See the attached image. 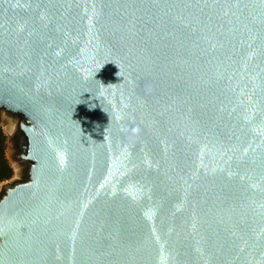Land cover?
I'll use <instances>...</instances> for the list:
<instances>
[{
	"label": "water",
	"instance_id": "obj_1",
	"mask_svg": "<svg viewBox=\"0 0 264 264\" xmlns=\"http://www.w3.org/2000/svg\"><path fill=\"white\" fill-rule=\"evenodd\" d=\"M2 108L0 264H264V0H0Z\"/></svg>",
	"mask_w": 264,
	"mask_h": 264
},
{
	"label": "rangeland",
	"instance_id": "obj_2",
	"mask_svg": "<svg viewBox=\"0 0 264 264\" xmlns=\"http://www.w3.org/2000/svg\"><path fill=\"white\" fill-rule=\"evenodd\" d=\"M18 115L13 114L11 112H8L4 108L0 109V129L2 130L3 134L5 135V141L3 144L4 147V155L9 163V165L12 167V176L9 179H6L10 181L16 174L15 168L12 166L11 161L9 160V136L10 132L12 131L16 121H17ZM6 180H3L0 182V189L6 183Z\"/></svg>",
	"mask_w": 264,
	"mask_h": 264
},
{
	"label": "trees",
	"instance_id": "obj_3",
	"mask_svg": "<svg viewBox=\"0 0 264 264\" xmlns=\"http://www.w3.org/2000/svg\"><path fill=\"white\" fill-rule=\"evenodd\" d=\"M4 141L5 135L0 129V182L12 176V167L9 165L4 155Z\"/></svg>",
	"mask_w": 264,
	"mask_h": 264
},
{
	"label": "bare ground",
	"instance_id": "obj_4",
	"mask_svg": "<svg viewBox=\"0 0 264 264\" xmlns=\"http://www.w3.org/2000/svg\"><path fill=\"white\" fill-rule=\"evenodd\" d=\"M13 166V165H12Z\"/></svg>",
	"mask_w": 264,
	"mask_h": 264
}]
</instances>
